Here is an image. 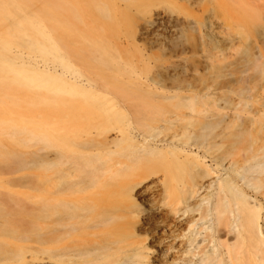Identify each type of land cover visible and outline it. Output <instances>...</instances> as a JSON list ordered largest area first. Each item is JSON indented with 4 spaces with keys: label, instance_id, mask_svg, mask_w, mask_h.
<instances>
[{
    "label": "bare ground",
    "instance_id": "1",
    "mask_svg": "<svg viewBox=\"0 0 264 264\" xmlns=\"http://www.w3.org/2000/svg\"><path fill=\"white\" fill-rule=\"evenodd\" d=\"M47 6L51 31L56 22L61 26L71 20L64 0H48ZM236 9L222 7L225 13ZM160 22L175 35L186 24L178 16L157 14L140 27L141 33H155ZM221 26L208 17L201 34L205 42L230 47L235 37H222ZM18 38L0 30V71L15 66L11 59L21 50L14 47L23 39ZM249 55L247 76L231 86L239 100L226 99L218 106L224 113L195 122L203 141L196 149L181 134L154 135V110L162 114L186 104L53 103L40 114L46 119L45 150L29 155L43 164L45 181H0V264H264V181H230L229 172L240 175L237 159L227 162V157L216 156L226 144L233 151L254 153L258 140L259 151L264 148L258 120L243 116L250 78L264 76L262 65ZM33 71L63 80L79 94L96 91L90 79L71 77L55 64ZM103 110L125 114L129 129L105 124L108 114ZM256 114L264 117V109ZM204 149L214 155L220 175L200 157ZM163 155L169 160L158 170Z\"/></svg>",
    "mask_w": 264,
    "mask_h": 264
},
{
    "label": "rangeland",
    "instance_id": "2",
    "mask_svg": "<svg viewBox=\"0 0 264 264\" xmlns=\"http://www.w3.org/2000/svg\"><path fill=\"white\" fill-rule=\"evenodd\" d=\"M47 1L0 0V30L9 37L23 38L14 47L21 50L19 57L11 59L15 66L0 71V76H5L0 79V181H45L43 164H36L29 155L45 150L46 119L40 114L55 102L186 104V108L162 114L154 110V135L181 134V140L196 149L203 141L195 122L224 113L218 106L226 99L239 100L231 86L247 76L249 53L264 69V0H64L71 20L61 26L56 22L54 32L48 28ZM225 5L237 8L238 17L234 12L225 13ZM157 14L178 16L186 24L177 35L165 22L156 26L155 33L142 34L140 27ZM208 17L221 22L218 31L222 37H235L230 47L205 42L201 30ZM235 17H240L239 22ZM47 63L62 67L71 77L90 79L96 91L79 94L63 80L33 71ZM170 71L174 75H164ZM247 86L250 93L244 102L248 110L243 116L258 120L264 132V117L256 114L259 108L264 109V76L256 73ZM103 111L108 114L105 124L129 129L125 114ZM170 120L174 125H169ZM261 146L257 140L253 153L233 151L226 144L216 153L227 157V162L237 159L240 175L229 172L230 181H264ZM168 156H162L156 169H164ZM200 157L207 158L210 169L220 175L222 168L213 162L214 155L204 149ZM190 161L199 164L194 157ZM243 192L251 195L247 189Z\"/></svg>",
    "mask_w": 264,
    "mask_h": 264
}]
</instances>
